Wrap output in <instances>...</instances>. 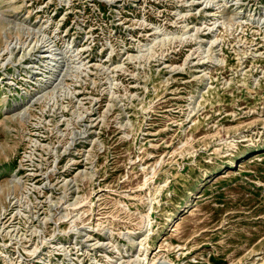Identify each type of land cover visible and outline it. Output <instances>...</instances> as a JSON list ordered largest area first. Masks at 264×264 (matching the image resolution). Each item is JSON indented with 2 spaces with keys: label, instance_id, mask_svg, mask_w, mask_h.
<instances>
[{
  "label": "rangeland",
  "instance_id": "obj_1",
  "mask_svg": "<svg viewBox=\"0 0 264 264\" xmlns=\"http://www.w3.org/2000/svg\"><path fill=\"white\" fill-rule=\"evenodd\" d=\"M0 264H264V0H0Z\"/></svg>",
  "mask_w": 264,
  "mask_h": 264
}]
</instances>
